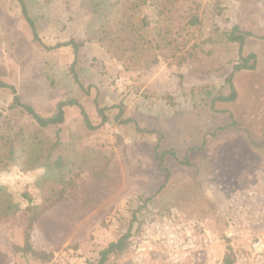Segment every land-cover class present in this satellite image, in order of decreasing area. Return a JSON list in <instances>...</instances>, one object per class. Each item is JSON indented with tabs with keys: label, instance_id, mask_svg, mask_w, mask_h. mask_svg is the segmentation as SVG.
Here are the masks:
<instances>
[{
	"label": "rangeland",
	"instance_id": "obj_1",
	"mask_svg": "<svg viewBox=\"0 0 264 264\" xmlns=\"http://www.w3.org/2000/svg\"><path fill=\"white\" fill-rule=\"evenodd\" d=\"M113 1L97 19L86 0H26L46 45L83 42L75 66L81 88L70 70L74 48L45 49L17 0H0V79L23 102L50 116L60 100L77 98L94 125L102 121L98 106L109 107L97 130L85 127L79 107L67 106L65 122L46 131L90 149L80 157L88 170L64 200L52 196L66 173L44 182L43 169L11 164L0 172L20 207L0 217V264H97L100 250L129 229L130 247L106 264H222L230 247L240 255L264 241V0H153L155 10ZM143 17L149 29L139 25ZM160 23L173 26L170 47L156 44ZM235 25L252 33L242 48L223 35ZM249 53L256 64L234 73L236 100L212 105L202 88L229 93L225 79ZM12 101L11 90L0 89V133L32 131V119ZM119 105L132 122L115 118ZM157 144L176 155H165L167 171ZM186 156L189 163L180 162ZM42 209L31 243L49 258L14 251L24 244L28 217ZM169 213L184 219L195 244L187 255L170 256L146 237V221Z\"/></svg>",
	"mask_w": 264,
	"mask_h": 264
},
{
	"label": "trees",
	"instance_id": "obj_2",
	"mask_svg": "<svg viewBox=\"0 0 264 264\" xmlns=\"http://www.w3.org/2000/svg\"><path fill=\"white\" fill-rule=\"evenodd\" d=\"M85 1V0H84ZM90 3V6L93 10L94 16L97 19L106 17V12L109 10L111 5H114V1L111 3V0H86ZM135 7H150L155 10V4L153 0H134ZM20 5L22 15L28 25L30 26L33 34V39L35 42L43 46L47 50H55L62 46H72L75 51V60L71 64L70 70L75 78V81L83 88V84L80 82L79 77L75 71L76 58L77 54L83 45V42L75 41L74 39L57 43L55 45H46L42 38L40 37L38 26L35 18L31 15L28 4L26 0H17ZM165 8H160V15L164 14ZM146 17H148L146 15ZM198 18L191 19V24L198 23ZM151 20L143 17L139 22V25L144 26L145 28H150ZM158 41L157 45L161 48L170 47L177 39L173 36V26L166 23H160V26L157 29ZM229 42H239L241 48L245 43L246 39L252 35L250 31L243 30L239 25H235L230 31H227L223 34ZM256 64V54L249 53L247 56H242L239 63H236L233 66V71L226 77V83L230 87V92L225 94L221 92L215 93L214 89L202 88L207 95L212 96V105L216 102H234L237 98V90L233 84L234 73L243 69H253ZM10 89L13 94V101L11 103L12 109H19L26 115H28L35 126H32L33 130L26 132L25 128L20 127L16 132L3 131L0 133V142H2V147H0V172L4 169H8L11 164H16L22 166L23 168H35L43 169L41 179L49 181L51 177L57 179V174L62 172L68 174V178L56 187L54 190L56 194L52 196V202L58 203L66 198L68 186H73L75 184L76 178L80 176L84 171H87L86 161H80V157H87L89 153V147L85 146L81 150V146L77 140L70 142H64L60 138L59 131L51 137L46 133L52 126L61 125L65 122V108L67 106H77L81 110V116L83 118V123L89 131L97 130L102 125H104L108 116L106 115V110L109 107H100L98 106V112L102 117L100 124L94 125L83 105L79 102L77 98H69L65 100H60L56 106L55 110L50 116H43L39 114L36 109L28 104L23 102L21 96L19 95L15 85L10 84L2 79H0V89ZM201 90V91H202ZM119 107V112L116 115V119L120 120L121 123L132 122L131 118H123V107ZM123 118V119H122ZM30 129V128H29ZM46 129V130H45ZM159 144L155 146V153L159 160V167L162 170H166L163 167L164 157L167 152L171 153L172 156L176 157L175 153L172 150H164L159 152ZM91 162V160H90ZM184 164L189 163V158L186 156L184 159L180 160ZM89 167V166H88ZM167 171V170H166ZM94 175H98V171H93ZM100 176L105 177L106 175L101 174ZM0 196L3 206L1 207L0 217L9 216L10 214L15 213L20 207L19 204L13 203V200L10 198V195L6 194L4 186L0 185ZM31 202V199L29 200ZM30 206V205H29ZM28 209L31 211L32 207ZM44 212V209L32 213L28 218V223L25 231V239L23 245H16L14 251L30 253L33 256H47L48 255L42 251L36 250L31 243V231L34 227L35 222L39 216ZM177 217H174L173 214H168L167 219L179 220L184 223V219L178 214ZM156 219V218H151ZM159 220V219H158ZM132 238V230L129 229L124 233L119 239L111 241L99 252V259L97 264H106L110 259L112 254L123 253L128 247H130ZM238 252L235 249L230 247L227 253L224 254L222 259V264H236L237 263Z\"/></svg>",
	"mask_w": 264,
	"mask_h": 264
},
{
	"label": "built area",
	"instance_id": "obj_3",
	"mask_svg": "<svg viewBox=\"0 0 264 264\" xmlns=\"http://www.w3.org/2000/svg\"><path fill=\"white\" fill-rule=\"evenodd\" d=\"M146 237L153 239L160 249L170 256L188 252L195 244L187 234L185 224L173 219H150L144 225ZM240 264H264V241L259 238L251 243L249 249L238 255Z\"/></svg>",
	"mask_w": 264,
	"mask_h": 264
}]
</instances>
